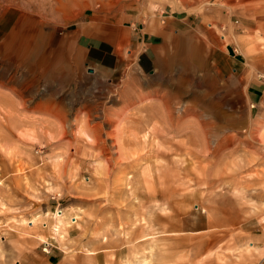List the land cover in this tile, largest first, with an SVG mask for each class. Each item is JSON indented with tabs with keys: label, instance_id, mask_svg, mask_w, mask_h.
Returning <instances> with one entry per match:
<instances>
[{
	"label": "rangeland",
	"instance_id": "obj_1",
	"mask_svg": "<svg viewBox=\"0 0 264 264\" xmlns=\"http://www.w3.org/2000/svg\"><path fill=\"white\" fill-rule=\"evenodd\" d=\"M0 264H264V0H0Z\"/></svg>",
	"mask_w": 264,
	"mask_h": 264
},
{
	"label": "crops",
	"instance_id": "obj_2",
	"mask_svg": "<svg viewBox=\"0 0 264 264\" xmlns=\"http://www.w3.org/2000/svg\"><path fill=\"white\" fill-rule=\"evenodd\" d=\"M146 34L144 35H141L140 38H138L139 42L141 44H145L146 45V42L151 39L152 37H156V35H149V36H145ZM152 45V44H150ZM228 54H229V51L227 50ZM237 63H239L238 61H236ZM235 65V68L233 69V71L231 72V74L236 78V76H240V74H242V69L237 65V64H234ZM236 75V76H235ZM232 76V77H233ZM231 76H229L227 79L229 80V83L230 85H232V88H234L236 90L237 88V81L235 80V82H233L231 80L232 78ZM238 78V77H237ZM236 84V85H235ZM260 84H256V83H250L247 87V91H246V97L247 99L250 101V103L252 104H255L258 102V99H259V95H260V92L261 91L260 88ZM243 87L240 86V90H242Z\"/></svg>",
	"mask_w": 264,
	"mask_h": 264
},
{
	"label": "bare ground",
	"instance_id": "obj_3",
	"mask_svg": "<svg viewBox=\"0 0 264 264\" xmlns=\"http://www.w3.org/2000/svg\"><path fill=\"white\" fill-rule=\"evenodd\" d=\"M36 4H37V3H36ZM67 74H68V73H67ZM126 81H127V80H126ZM132 81H133V80H129V81H127V83H126L127 85H126V86L124 85L125 87H122L123 89L125 88V90H127V91H122L124 95H125L126 93H129V92H130L129 86H130V84L132 83ZM118 97H119V100L123 99V95H122V94H119ZM131 98H132V96H131V97H128L127 99H131ZM19 105H20V104H19ZM167 107H168V108L170 107V104H169V103H167ZM50 112H52V111H50ZM52 115H53L54 118L56 117V118L58 119V121L61 119V120H60V123H61V121L63 120V119H62L59 115H57L56 113H55V114L52 113ZM56 118H55V119H56ZM87 121H88V120H87ZM87 121H86L85 124H84L85 126H87V124H86V123H88ZM62 123H64V122H62ZM62 123H61V125H63ZM64 126H65V125H64ZM92 127H93V126H92ZM79 128H80L82 131H84V130L82 129L83 127H82V128L79 127ZM84 128H85V127H84ZM87 128H88V127H87ZM87 128H85V129H87ZM93 128H94V127H93ZM95 128H96V127H95ZM59 129H60V130H63V127L60 128V126H59ZM80 129H78V132L80 131ZM89 130H90V129H89ZM63 131H64V130H63ZM86 132H87V130H86ZM86 132H85V133H86ZM65 133H66V131H65ZM85 133H84V134H85ZM87 133H88V132H87ZM60 134H61V133H60ZM82 134H83V132H82ZM92 134L94 135L95 133H92ZM63 135H64V134H62V136H63ZM85 135H87V134H85ZM93 135H92V136H93ZM76 136H77V134H76ZM88 136H89V134H88ZM94 137L96 138V136H94ZM94 137H93V138H94ZM74 138H75V137H74ZM74 149H75V148H74ZM155 153H156V151H155ZM154 158H155V157H154ZM158 165H159V164H158ZM59 215H60V212L58 213L57 216H59ZM158 220H159V219H158Z\"/></svg>",
	"mask_w": 264,
	"mask_h": 264
}]
</instances>
